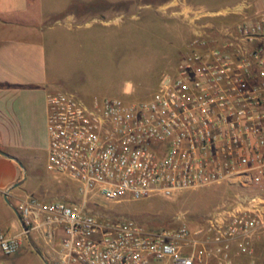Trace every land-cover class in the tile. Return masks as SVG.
Listing matches in <instances>:
<instances>
[{"label": "built area", "instance_id": "1", "mask_svg": "<svg viewBox=\"0 0 264 264\" xmlns=\"http://www.w3.org/2000/svg\"><path fill=\"white\" fill-rule=\"evenodd\" d=\"M245 8H197L175 71L150 99L87 103L48 92L49 167L79 181L82 198H18L28 230L0 227V256L17 254L34 230L61 239L50 264H255L264 256V9ZM214 185L237 192L197 225L176 216L151 227L89 207L100 197Z\"/></svg>", "mask_w": 264, "mask_h": 264}, {"label": "rangeland", "instance_id": "2", "mask_svg": "<svg viewBox=\"0 0 264 264\" xmlns=\"http://www.w3.org/2000/svg\"><path fill=\"white\" fill-rule=\"evenodd\" d=\"M239 1L37 0L46 13L45 24L62 20L55 23L56 29L47 38L50 77L57 80L56 90L75 93L87 103L95 98L150 99L162 78L175 71L192 36L190 18L196 9L217 10ZM66 12H76L83 26L67 30L63 23ZM24 156V181L9 195L13 203L28 193L48 200L82 198L79 181L50 169L48 151H29ZM236 192L235 188L214 185L142 200L113 202L100 197L91 201L89 207L96 213L133 218L151 227L166 225L176 216L189 225H197ZM0 227L11 234L22 231L21 222L3 193ZM60 244L59 237L51 241L34 230L24 240L19 257L17 253L0 256V260L4 264H46L37 250L45 251L51 261ZM239 258L244 259L241 264H249L244 257ZM259 263L264 264V259Z\"/></svg>", "mask_w": 264, "mask_h": 264}, {"label": "crops", "instance_id": "3", "mask_svg": "<svg viewBox=\"0 0 264 264\" xmlns=\"http://www.w3.org/2000/svg\"><path fill=\"white\" fill-rule=\"evenodd\" d=\"M244 7L262 10L264 0H241L221 8ZM45 15L37 0H0V148L20 161L29 151H48L49 146L47 94L56 90L57 80L50 77L47 38L62 20L45 24ZM64 15L67 30L83 26L76 12ZM23 171L16 160L0 154V194L5 196L21 181ZM263 259L261 256L255 264ZM242 260L236 258L235 264Z\"/></svg>", "mask_w": 264, "mask_h": 264}, {"label": "water", "instance_id": "4", "mask_svg": "<svg viewBox=\"0 0 264 264\" xmlns=\"http://www.w3.org/2000/svg\"><path fill=\"white\" fill-rule=\"evenodd\" d=\"M0 154L2 155H5L7 157H10L14 160H16L22 167H23V163L17 158V157H14V156H11L9 155L6 151H4L3 149L0 148ZM24 168V167H23ZM24 178H26V172H25V176ZM24 179H22L21 181H18L16 182L15 184H13L7 191V193L5 194V199L6 201L8 202V204L13 208V210L15 211L19 221L21 222V225L22 227L25 229V230H28V227L26 226L25 224V221L23 220L19 210L16 208V206L11 202L10 198H9V192L10 190H12L13 188H16V187H19L22 183H23ZM27 236L30 237V233L28 232L27 233ZM38 253L41 255V257L44 259L45 263L46 264H50L49 261L47 260V258L45 257L44 253L41 251V250H37Z\"/></svg>", "mask_w": 264, "mask_h": 264}, {"label": "trees", "instance_id": "5", "mask_svg": "<svg viewBox=\"0 0 264 264\" xmlns=\"http://www.w3.org/2000/svg\"><path fill=\"white\" fill-rule=\"evenodd\" d=\"M221 21H229V18L221 19Z\"/></svg>", "mask_w": 264, "mask_h": 264}]
</instances>
